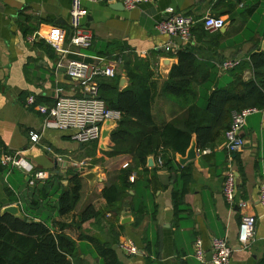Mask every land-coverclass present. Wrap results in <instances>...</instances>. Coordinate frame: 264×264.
<instances>
[{
  "label": "crops",
  "instance_id": "crops-1",
  "mask_svg": "<svg viewBox=\"0 0 264 264\" xmlns=\"http://www.w3.org/2000/svg\"><path fill=\"white\" fill-rule=\"evenodd\" d=\"M121 4L120 0L84 1L87 16L83 26L91 33L92 43L88 48H79L70 42L71 0H0V202L3 208L17 204L22 209L36 186L31 184L30 175L1 164L5 154H21L35 171L50 175L46 182L54 185L61 182L69 187L74 174L82 178L81 199L74 212L57 215L55 205L60 191L40 199L41 203L30 213L37 221L49 217L47 223L54 233L66 234L78 243L75 264H103L89 238L109 244L121 264H201L195 258L197 243L206 254V264H213L210 260L214 239H224L232 247L230 264H264V207L259 201V185L264 179V109L250 115L241 132L245 145L235 156V203L229 204L223 194L228 171L225 130L223 124L215 123L206 114L203 123L209 129L201 134V144L192 135L191 144L195 141L198 148L196 160L182 166L177 160L181 155L167 152L174 157L175 171L159 166L155 157L157 172L133 171L139 180L137 190L119 193V202L110 205L103 191L113 184H121L119 176L134 165L133 156L128 153L109 156L114 147L111 139L106 143L109 150L103 151L100 141L88 145L77 142L72 130L45 129L43 116L35 107L26 106L31 96L38 104L51 106L60 97L82 95L79 85L68 78L64 68H59L60 55L47 42L52 29L65 31L63 49L69 51L66 59L87 63L97 59L109 63L121 60L115 65L116 76L98 79L99 85L117 83L118 90L122 91L130 85L128 68L136 73L147 68L152 73V117L160 131L170 123L189 131V108H205L216 88L228 86L233 79L231 72L247 61L251 52L264 51V41L258 40L264 27V0H157L133 10ZM169 9L174 14L191 15L200 21L193 29L191 42H182L178 37L158 31L157 26L172 16ZM205 16L224 18V32L205 30L201 26ZM34 35L36 40L29 41ZM168 45L177 53H167ZM179 53L194 57L193 69L185 78L192 88L189 94H196L190 100L170 97L164 92L171 71L180 64ZM164 59L172 63L163 71ZM187 61L185 57V64ZM232 61L239 64L224 69V64ZM254 74V70L246 69L243 79L249 81ZM232 119L233 113L224 124L231 123ZM31 133L40 135L37 144H32ZM200 145L211 153H199ZM182 168L190 169L191 174L185 196L190 211L178 218L172 193L176 187L182 188ZM81 169L85 171L82 173ZM87 173L96 174L93 182L84 179ZM152 176H155L151 183L157 205L155 218L151 193L145 189ZM39 183L41 187L45 181ZM51 188L48 193L53 192ZM10 198L18 202H11ZM241 202L245 207L239 206ZM88 206L94 208L96 216L81 223L82 213ZM138 207H145L146 214L135 226L134 209ZM243 216L256 220L255 236L248 248H239L238 243ZM125 241L132 242L143 254L126 255L119 247Z\"/></svg>",
  "mask_w": 264,
  "mask_h": 264
},
{
  "label": "trees",
  "instance_id": "trees-1",
  "mask_svg": "<svg viewBox=\"0 0 264 264\" xmlns=\"http://www.w3.org/2000/svg\"><path fill=\"white\" fill-rule=\"evenodd\" d=\"M204 28V26L201 24ZM259 41H264V27L259 34ZM188 60L185 64L184 60ZM180 64L173 68L170 78L165 84L164 92L169 93L170 97H184L190 100L196 94L191 93L190 82L186 80L189 71L193 69L194 57L191 55L178 54ZM192 60V61H191ZM246 69L254 70V78L245 81L243 79ZM233 79L226 87H218L214 94L208 100L205 108L191 106L188 111L187 125L189 131H183L177 128L174 123L168 124L160 131L154 124L152 117L153 94L151 90L150 79L152 73L143 68L142 73H136L128 68V77L130 85L118 90V84L100 83V97L108 108L121 112L122 119L118 127L111 135V141L114 143L113 149L108 153L109 156H116L124 153L133 156V166H128L119 176L121 184H113L106 187L103 191V197L107 199L108 204L116 205L119 202V193L137 190L139 180L137 178L133 183L130 182V176L133 171L143 169L144 173L155 174L158 168H148L147 160L150 156L158 158L160 155L164 161L163 166L169 170L177 171L174 157H170L167 152L173 155H186L190 148L192 135L195 134L201 144L200 136L205 129V115L213 117L215 123L223 124L224 130H228L232 124H224L232 113L244 109H264V51L251 52L247 61L232 72ZM200 111H203L201 114ZM166 149V150H165ZM168 149V150H167ZM200 150L205 149L199 146ZM165 150V151H164ZM182 188L176 187L172 193L173 208L175 215L180 218L184 213L190 211L185 203V196L188 193V187L191 181L190 169L182 168ZM155 176L145 185V189L151 193V200L154 194L151 192V183ZM175 178V176L173 177ZM39 187V182L32 190L30 201L24 202L22 207L23 219L16 218L11 214L1 215L3 204L0 202V264H75V258L78 251V243L63 233H54L48 225L49 217L37 221L32 213L35 205L40 199H47L60 192L56 202L57 215L66 216L74 212L81 199L82 178L74 174L70 179L69 187H64L61 182L57 185L46 182ZM47 184L53 188L49 191ZM51 188V189H52ZM11 196V191L6 190ZM37 194V195H36ZM11 202H18L15 198H10ZM26 204V205H25ZM152 217L155 218L157 205L153 201ZM136 213L135 226H138L146 214L145 207L134 209ZM96 213L92 206H88L82 213L81 223L95 217ZM94 244L98 256L103 264H121L115 250L107 243L89 238ZM159 247V242L156 244Z\"/></svg>",
  "mask_w": 264,
  "mask_h": 264
},
{
  "label": "built area",
  "instance_id": "built-area-1",
  "mask_svg": "<svg viewBox=\"0 0 264 264\" xmlns=\"http://www.w3.org/2000/svg\"><path fill=\"white\" fill-rule=\"evenodd\" d=\"M85 0H71L70 9V29L72 31L71 45L79 48H88L92 43V35L84 29V20L87 16L84 8ZM127 10H133L137 6L145 3H154L157 0H120ZM168 12L172 14L170 18L161 22L157 29L162 34L178 37L182 42H191L193 29L200 22L194 16L174 14L173 9ZM204 29L210 33L221 31L226 27V20L222 17L205 16L201 20ZM38 35V34H36ZM36 35L28 40L34 42ZM65 31L52 29L47 38V42L59 53V68H64L68 78L79 85L82 95L80 97H60L51 106L38 104L36 99L31 96L26 101V106H32L43 116V126L49 130L74 131V139L83 145L97 143L101 139L103 125L107 121H115L116 124L122 119L121 112L108 108L106 102L100 97L99 84L100 78L113 79L116 76V62H106L104 59H97L96 62L87 63L76 59H66L68 50L63 49ZM167 53H177L171 45L166 46ZM238 61L227 62L224 69L229 70L236 67ZM257 109H244L233 113L232 124L225 132L224 149L228 153V171L224 184L223 194L229 204L235 203L237 186L236 173L234 170L235 156L244 146V138L241 132L246 125L247 118L256 113ZM32 144L40 141V135L31 133ZM202 155L211 153L209 149L200 150ZM159 166H163L164 161L161 155L157 159ZM5 167L17 168L25 174L31 176V184L36 181H45L49 174L43 171H35L34 167L21 154H5L1 160ZM127 166V165H126ZM135 175L130 176V182H134ZM259 201L264 207V179L259 185ZM241 202L240 207H245ZM256 220L252 216H243L238 233V243L242 248H248L255 236ZM120 249L128 256H137L138 248L132 243L125 241L120 244ZM233 249L224 239H214L212 243V263L230 264ZM195 258L201 263L206 264V254L197 243Z\"/></svg>",
  "mask_w": 264,
  "mask_h": 264
},
{
  "label": "water",
  "instance_id": "water-1",
  "mask_svg": "<svg viewBox=\"0 0 264 264\" xmlns=\"http://www.w3.org/2000/svg\"><path fill=\"white\" fill-rule=\"evenodd\" d=\"M123 6V4H121ZM222 32H224V29L221 30ZM171 60L170 59H164L162 60V69L163 71L165 69H168L169 66L171 65ZM124 84V80L121 82V85ZM116 122L115 121H107L104 125H103V129H102V134H101V139H100V149H102L103 151H108L109 148L106 146V143L111 139V135L112 133L116 130L115 126H116ZM244 145H245V141H244ZM197 144L195 141L192 142L191 147L189 148L187 155L185 157L182 156H177V160L179 162L180 165L185 166L186 164H188L189 162H192L194 160L197 159ZM147 166L149 168H154L155 167V156H150L148 157L147 160ZM82 173L85 171L84 169L80 170ZM75 172H79L78 169H75ZM64 178H66V176H63ZM84 179L93 182L94 179L96 178V174L95 173H87L83 175ZM29 180V178H28ZM6 214H11L13 216H15L16 218L19 219H23L24 215L22 213V210L20 208L19 205H10V206H6L1 210V215H6ZM240 248V246H239ZM114 249H116V246L114 247ZM140 254H143L142 251H139ZM212 256V255H211ZM212 261V260H210Z\"/></svg>",
  "mask_w": 264,
  "mask_h": 264
}]
</instances>
